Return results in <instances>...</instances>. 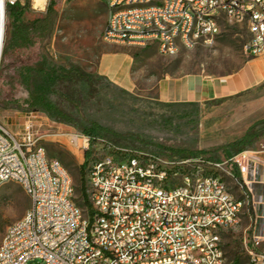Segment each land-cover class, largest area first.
Segmentation results:
<instances>
[{
    "label": "built area",
    "instance_id": "built-area-1",
    "mask_svg": "<svg viewBox=\"0 0 264 264\" xmlns=\"http://www.w3.org/2000/svg\"><path fill=\"white\" fill-rule=\"evenodd\" d=\"M103 1L106 42L155 45L171 56L214 44L227 21L246 26L249 55H264V0ZM25 2L0 0V11L6 18L8 5ZM52 139L83 152L92 142L87 134L39 122L33 111L15 132L0 123V186L16 181L31 199L5 230L0 264H226L222 232L240 225L250 202L254 243L264 238V199L254 196V185L264 184L260 151L172 157L110 143L89 168L85 213L69 170L48 154L45 142ZM226 176L238 181L245 197L235 196ZM249 252L251 264H264V253Z\"/></svg>",
    "mask_w": 264,
    "mask_h": 264
},
{
    "label": "rangeland",
    "instance_id": "rangeland-1",
    "mask_svg": "<svg viewBox=\"0 0 264 264\" xmlns=\"http://www.w3.org/2000/svg\"><path fill=\"white\" fill-rule=\"evenodd\" d=\"M50 3L54 15L48 37L16 53L2 70L0 123L15 132L25 115L33 111L39 122L52 128L92 132L87 153L64 140L45 142L49 156L59 159L69 170L76 187L75 200L85 213L90 206L85 203L83 182L86 189L92 162L108 151L110 143L172 157L224 159L237 152L231 144L253 128L262 133L243 149L264 152V82L232 96L204 101L165 102L158 96L159 81L166 76H221L238 69L246 58L245 44L249 39L244 24L223 21L214 44L182 48L177 54L166 56L155 45L104 41L107 8L103 0H47L43 9L36 8L31 0L30 15H46ZM6 26L7 39L8 17ZM118 50L135 54L130 87L98 72L100 54ZM46 60L57 65L55 72L48 69L45 77L49 98L69 114L68 121L52 117L44 108L34 110L25 105L29 92L20 80V71L24 66ZM72 65L90 75L91 81L78 79L72 71L60 70ZM186 152L194 153L183 156ZM84 162L82 182L80 166ZM224 179L236 197H245L235 178ZM30 206L31 199L18 182L7 181L0 186V243L7 226L21 218ZM254 219L250 202L243 210L240 225L222 232L226 264H251V249L264 253V238L258 245L254 243ZM27 264L41 262L31 260Z\"/></svg>",
    "mask_w": 264,
    "mask_h": 264
},
{
    "label": "trees",
    "instance_id": "trees-1",
    "mask_svg": "<svg viewBox=\"0 0 264 264\" xmlns=\"http://www.w3.org/2000/svg\"><path fill=\"white\" fill-rule=\"evenodd\" d=\"M31 0H26L25 4L17 3L14 5H8L6 10V15L10 21V31L9 35L5 41L2 60L0 66V77L2 70L7 65L9 59H11L16 53L21 50L28 49L36 45L38 42L43 41L48 37L53 23L54 11L52 8V3L48 6V13L46 15L31 16L30 15ZM135 57V54H133ZM51 70L52 73L57 69V65L52 61H39L34 65L24 66L21 71V81L26 86L29 97L25 99V105L37 110L39 108H44L48 113L60 120L68 121L69 114L65 112L62 108L52 103L49 98V86L45 77L48 74L47 70ZM60 70L65 72H74L78 79H84L91 81L92 77L84 73L79 67L72 65L70 69L61 67ZM64 72V73H65ZM65 75V74H64ZM262 133V131H255L253 128H249L242 139L231 145L237 148V152L243 150V148L253 143V141ZM86 134L91 136L92 132L86 131ZM87 153V151H86ZM194 152L183 153V156L192 155ZM232 154H228L230 157ZM84 168L85 162L80 166L81 180L84 179ZM239 176V173L236 172ZM82 192L84 195L85 203L90 207L91 204L87 199L84 182L82 185Z\"/></svg>",
    "mask_w": 264,
    "mask_h": 264
},
{
    "label": "crops",
    "instance_id": "crops-1",
    "mask_svg": "<svg viewBox=\"0 0 264 264\" xmlns=\"http://www.w3.org/2000/svg\"><path fill=\"white\" fill-rule=\"evenodd\" d=\"M103 4V3H102ZM104 6L105 3L103 4ZM244 63L235 71L221 76L203 73H188L166 76L159 81L158 96L165 102L204 101L238 94L264 82V55L251 56L246 51ZM135 62L133 54L127 50L104 51L99 56L98 72L113 79L108 69H113L122 82L132 86L131 72ZM114 80V79H113ZM115 81V80H114ZM264 159V152H260ZM264 179V169H262ZM255 198L263 197L264 184L254 185ZM261 214V213H259ZM256 213L257 216H260ZM264 217V213L261 214Z\"/></svg>",
    "mask_w": 264,
    "mask_h": 264
},
{
    "label": "bare ground",
    "instance_id": "bare-ground-1",
    "mask_svg": "<svg viewBox=\"0 0 264 264\" xmlns=\"http://www.w3.org/2000/svg\"><path fill=\"white\" fill-rule=\"evenodd\" d=\"M46 1L47 0H34V6L36 8L43 9L45 7ZM6 32H7L6 18L4 14L0 11V66H1L3 48L6 40ZM108 73L115 81L122 82V80L119 78V76L113 69H108Z\"/></svg>",
    "mask_w": 264,
    "mask_h": 264
}]
</instances>
